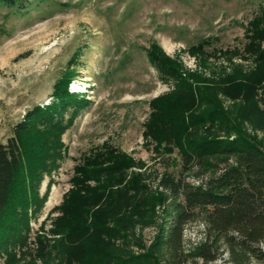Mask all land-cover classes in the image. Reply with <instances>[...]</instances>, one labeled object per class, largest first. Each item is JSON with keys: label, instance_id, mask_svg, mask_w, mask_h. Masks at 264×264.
I'll return each mask as SVG.
<instances>
[{"label": "rangeland", "instance_id": "374dc122", "mask_svg": "<svg viewBox=\"0 0 264 264\" xmlns=\"http://www.w3.org/2000/svg\"><path fill=\"white\" fill-rule=\"evenodd\" d=\"M263 15L264 0H15L0 6V142L12 135L27 110L55 99L54 83L65 73L70 74L66 89L83 99L62 109L60 153L55 158L52 154L54 161L39 169L30 192V198L36 193L38 201L27 206V222L23 207L6 211L5 219L15 216L20 228L6 246H0V264H57L53 250L45 260L37 257L35 237H51L48 230L60 214L57 208L72 186L76 166L106 146L140 162V169L130 170L149 174L152 191L165 194L155 176L165 169L179 172V157L175 152L156 153V140L146 133V126L150 102L168 93L173 81L152 65L148 48L153 46L172 59L183 74H199L215 86L235 64L245 70L253 66L241 54L251 22ZM258 93L262 95V90ZM218 97L225 108L233 102L222 94ZM241 125L264 151V128L248 121ZM52 146H48L50 154ZM186 177L198 183L191 175ZM165 195L154 204L151 219L135 225L141 247L122 235L113 238L114 244L135 253L148 249L177 212L175 203L181 201ZM203 239L202 220L184 225L186 251ZM184 264L203 263L187 260ZM207 264L264 263L221 243L216 259Z\"/></svg>", "mask_w": 264, "mask_h": 264}, {"label": "trees", "instance_id": "16d2710c", "mask_svg": "<svg viewBox=\"0 0 264 264\" xmlns=\"http://www.w3.org/2000/svg\"><path fill=\"white\" fill-rule=\"evenodd\" d=\"M14 2L0 0V6ZM250 26L241 56L251 59L253 66L245 70L235 64L215 86L199 74H183L155 47L147 50L149 61L162 77L173 81V87L150 102L146 133L156 140V153L175 152L180 164L177 173L165 169L155 176L163 192L181 198L155 242L136 253L114 244L113 238L122 235L141 247L135 225L151 219L154 204L166 193L152 191L149 174L130 170L140 169V162L106 146L76 166L72 186L57 208L60 214L48 230L51 237H35L37 257L45 260L53 250L57 264H184L187 260L207 264L225 243L264 263V151L241 125L248 121L264 128V15ZM69 78L68 73L59 78L52 91L55 99L27 110L12 135L0 142V246H6L20 228L15 216L5 219L6 211L23 207L27 222L39 169L60 153L62 109L83 102L66 89ZM219 94L231 98L232 104L223 107ZM49 145L54 153H48ZM187 175L198 183L188 181ZM197 219L204 223V239L186 251L183 227ZM24 239L21 236L20 241Z\"/></svg>", "mask_w": 264, "mask_h": 264}, {"label": "built area", "instance_id": "2783aa9c", "mask_svg": "<svg viewBox=\"0 0 264 264\" xmlns=\"http://www.w3.org/2000/svg\"><path fill=\"white\" fill-rule=\"evenodd\" d=\"M262 247L264 248V243L262 244Z\"/></svg>", "mask_w": 264, "mask_h": 264}]
</instances>
